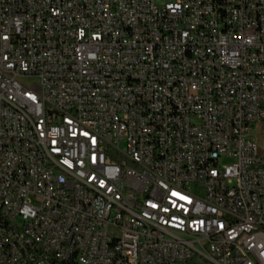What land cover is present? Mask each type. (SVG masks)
I'll return each instance as SVG.
<instances>
[{
  "label": "built area",
  "instance_id": "obj_1",
  "mask_svg": "<svg viewBox=\"0 0 264 264\" xmlns=\"http://www.w3.org/2000/svg\"><path fill=\"white\" fill-rule=\"evenodd\" d=\"M262 121L264 0H0V264H264Z\"/></svg>",
  "mask_w": 264,
  "mask_h": 264
},
{
  "label": "bare ground",
  "instance_id": "obj_2",
  "mask_svg": "<svg viewBox=\"0 0 264 264\" xmlns=\"http://www.w3.org/2000/svg\"><path fill=\"white\" fill-rule=\"evenodd\" d=\"M129 170H138V162L137 161H129ZM82 188H87L89 191H93V194H100V187L96 183H89V179H81ZM1 236V229H0ZM13 250L16 251V254L26 253L25 242L22 240H13ZM24 264H47L41 263V261H37L34 256H27V259H24Z\"/></svg>",
  "mask_w": 264,
  "mask_h": 264
},
{
  "label": "rangeland",
  "instance_id": "obj_3",
  "mask_svg": "<svg viewBox=\"0 0 264 264\" xmlns=\"http://www.w3.org/2000/svg\"><path fill=\"white\" fill-rule=\"evenodd\" d=\"M254 136L258 144V155H264V121L254 126Z\"/></svg>",
  "mask_w": 264,
  "mask_h": 264
}]
</instances>
